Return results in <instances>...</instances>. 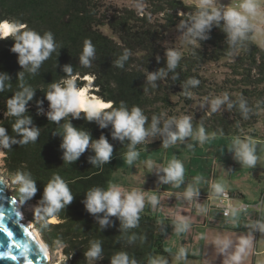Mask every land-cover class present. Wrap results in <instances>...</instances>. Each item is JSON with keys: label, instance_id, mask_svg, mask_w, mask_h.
<instances>
[{"label": "trees", "instance_id": "1", "mask_svg": "<svg viewBox=\"0 0 264 264\" xmlns=\"http://www.w3.org/2000/svg\"><path fill=\"white\" fill-rule=\"evenodd\" d=\"M140 8L132 6H105L101 0H0V22L18 21L43 35L50 31L59 45L57 52L43 62L35 75L25 72V82L36 89L29 102L27 115L33 124L40 128V136L35 143L13 145L10 149H1L6 173L13 177L16 171H29L36 180L37 193L30 200L38 202L44 186L54 174L60 175L68 184L74 199L64 210L54 217L55 221H37L42 240L50 250L60 249L64 255L61 264H110L111 256L119 251H127L138 264H148L150 256L174 255L165 249L163 234L165 225L153 216L151 205L145 203V213L140 214L136 228L122 232L120 221L111 217L113 225L100 229L98 220L89 214L82 201L86 192L93 187L107 188L112 183L113 168L118 159L127 152L128 141L121 143L111 136V126L101 129L94 121L74 119L77 128L90 132L93 139L105 135L113 145V156L109 163L92 166L88 162L94 152L86 150L75 163L62 160L60 148L62 137L54 135L62 132L61 123L48 121L44 114H38V100H44L43 108L48 110V101L44 99L51 82L61 81L65 74L62 66L71 64L73 75L78 77L77 85L87 84L85 76L94 77L93 93L104 101L113 102L119 107L123 101L130 110L133 106L141 108L150 126L153 115L164 118H180L188 115L192 118L194 130L203 126L207 135L253 138L257 132L260 113L264 110V49L252 39L238 42L235 52L229 56L227 34L220 26L213 25L208 38L198 40L197 46L186 43L180 52L182 58L174 72L157 80L152 87L146 79L148 72L166 68V50L163 40L170 28L177 27L182 20H189L194 14V3L184 0H138ZM107 27L112 35L102 31ZM180 30V29H179ZM181 31V30H180ZM91 40L95 47V59L91 67H83L79 57L85 40ZM11 38L0 40V72L11 76V87L0 92V126L15 136L11 125L15 117L7 114L6 101L19 90L17 73L22 71L17 62V54L10 51ZM129 58L120 68L115 61L125 52ZM60 52L59 56L58 53ZM224 64L226 75L214 80L203 73V65L227 58ZM175 76V79L173 77ZM189 78H196L200 84L190 87L191 97L183 94L182 86ZM98 89V91H97ZM227 93L233 101L241 96L252 111L245 119L238 106L228 110L226 105L212 113L210 107L194 108L196 100L210 101L216 96ZM111 110V109H108ZM161 127L163 123L161 122ZM136 145L138 152L162 143L157 135ZM190 139L185 138L184 141ZM17 186L12 192L19 200ZM21 201V200H20ZM102 215V214H100ZM135 235L134 242L129 237ZM102 241L103 257L89 261L84 253L89 242Z\"/></svg>", "mask_w": 264, "mask_h": 264}, {"label": "clouds", "instance_id": "2", "mask_svg": "<svg viewBox=\"0 0 264 264\" xmlns=\"http://www.w3.org/2000/svg\"><path fill=\"white\" fill-rule=\"evenodd\" d=\"M264 0H240L236 7L218 6V0H194L195 12L189 20H182L178 29L182 31L183 40L192 46H197L198 40L208 38V33L213 25L220 26L223 21V31L227 34L228 55L235 52L238 42L249 39L248 34L257 31V27L251 21L261 15V6ZM11 38L13 44L10 51L17 54V62L22 71L17 73L19 80V90L10 96L6 101L7 114L15 117L11 125L15 136H10L4 126H0V149H10L13 145H26L35 143L40 136V128L33 124L31 116L27 115L29 102L33 100L36 89L25 82V72L35 75L39 72L44 61L57 52L59 45L54 39L52 32L47 31L43 35L28 27L27 24L18 21L0 22V40ZM60 52L58 53L59 56ZM166 68H161L155 72H148L147 82L156 87V81L168 76L169 72H174L177 68L182 53L176 48L166 50ZM129 58V53L125 51L116 61L117 67L123 68L125 61ZM95 59V47L91 40H85L82 53L79 57L83 67H91L92 60ZM65 74L59 82H51L44 99L48 101V110L43 108L44 100H38V114H44L48 121L60 124L62 120L69 118L62 125V132L54 135L62 137L60 148L63 150L62 160L65 163H75L79 157L91 149L94 156L88 158L92 166H100L109 163L113 156V145L105 135L93 139L90 132L77 128L72 120L83 119L88 122H95L101 129L111 126V136L115 140L123 143L127 140V152L124 158L127 164L132 165L139 157L136 145L149 142V138L161 136L162 145L168 148L178 141L183 142L185 138H192L203 144L210 137L205 133L203 126L198 130L193 129L192 118L188 115L180 118H164L153 115L150 126L145 127L148 117L145 116L141 108L133 106L130 110L121 101L119 107H113V102H105L93 94L94 77L85 76L87 84L83 87L77 85L78 77L73 75L71 64L62 66ZM175 79V76L173 77ZM11 76L7 72H0V92L10 88L8 83ZM200 81L196 78H189L182 86L185 96L191 97L190 87H196ZM98 91V89H97ZM207 106L212 113L221 110L226 105L228 110L233 107L239 108L242 116L247 119L252 109L247 101L241 96L233 101L227 93L216 96ZM111 109V110H108ZM161 122L163 126L161 127ZM192 147V145H189ZM234 153V158L242 166L253 168L256 166L258 156L256 154V142L250 138L242 139L236 136L229 148ZM147 167L154 168L153 162L148 161ZM163 184L171 183L174 187H179L184 179V165L181 161L172 159L165 167H155ZM202 180L201 176L195 177L196 183ZM12 183L17 186V192L21 202L32 200L38 189L36 180L31 172L18 170L12 177ZM213 192L217 195L224 194V185L216 183L212 185ZM199 189L189 185L184 197L192 200L199 196ZM74 199L67 182L58 174H54L49 182L44 186L43 194L34 208V215L39 220L49 222V219L57 217ZM148 203L155 207L158 203L155 195L147 198ZM86 211L93 215L103 230L113 225L111 217H116L120 221L122 232L138 227L140 213L145 207V195L142 191L133 189L122 191L120 187L109 184L108 187H93L86 192L82 201ZM205 211V209H199ZM21 211V210H20ZM247 211V206L238 204L229 205L224 212L225 216H231L235 220L241 212ZM22 212V211H21ZM23 213V212H22ZM102 214V215H100ZM189 223L184 218L175 221V231L177 234L184 233L189 228ZM30 227V226H29ZM253 232L264 233V220H257L249 225ZM30 229H32L30 227ZM135 235L129 237V243L134 242ZM90 246L84 253L89 261L99 260L103 257L102 241L99 239L89 242ZM216 246L221 252L228 251L233 244L231 239L215 240ZM251 247L250 238H241L235 252L230 255L231 264H240L242 257ZM176 264H185L187 260V250L181 247L175 254ZM110 264H138L134 257H130L127 251H119L111 256ZM148 264H169L164 256H150Z\"/></svg>", "mask_w": 264, "mask_h": 264}, {"label": "rangeland", "instance_id": "3", "mask_svg": "<svg viewBox=\"0 0 264 264\" xmlns=\"http://www.w3.org/2000/svg\"><path fill=\"white\" fill-rule=\"evenodd\" d=\"M188 3H194V0H184ZM101 2L105 6H132L136 8H140L138 0H101ZM240 0H218V6H232L236 7L239 4ZM257 27V31L253 32L252 39L253 41L264 49V4L261 6V15L256 19L251 21ZM102 31L108 35H112L111 31L105 26L101 28ZM165 46L168 48H176L179 51L183 50L186 46V42L183 40L182 31H180L177 27L170 28L166 32V37L163 40ZM229 57L222 58L215 62H207L203 65V73L210 78L220 81L227 72V68L224 65ZM94 94V93H93ZM96 95V94H94ZM97 96V95H96ZM98 97V96H97ZM207 102H203L202 100H196L193 104L194 108H205ZM257 132L261 133L264 131V110L261 111L258 125L256 126ZM210 137L209 140L205 141L203 144H200L198 141L190 138L186 141L180 142L178 141L174 145H170L168 148H164L162 143L149 147L143 151L139 152V157L133 162L132 165L127 164L124 156L119 158L117 163L113 168V178L112 183L121 188L122 191H131L133 189L140 190L145 195V203L148 202L147 198L149 196L155 195L157 197L158 203L155 207L151 204V211L153 216H158L159 218L163 219L161 222L166 224V218L171 217L174 219L173 216L177 215L180 217L184 216V213H188L191 215L193 209H198L197 206H194V202L184 197V195H178L177 192L184 191V182L187 179H194L197 176H201L202 180L207 183V181L211 179L210 167L208 168L207 164H211L212 159L217 158L216 163L219 165L218 168L221 172L217 175V181L221 182V184H229L231 183L230 179L239 178L240 181L243 183L240 185L241 189L244 191L245 196L253 197L257 195L256 199H259L258 196L263 194L264 190V135L262 137H253L251 138L253 141L256 142V154L258 156V161L255 167L249 168L247 166H242L239 161L234 158V153L229 151L231 146V142L234 138L224 137V136H217V135H208ZM149 140H153L149 138ZM221 144L227 145L224 148L225 151L228 153L227 156L219 155L222 153L220 151ZM192 145V147H189ZM224 151V153H226ZM4 153L0 149V175H2L5 179H7V190L8 192H14L15 185L12 183V177H10L4 168L3 162ZM204 159L206 161V167H202L199 164L200 159ZM172 159L179 160L184 165V179L183 183L179 187H174L171 183L163 184L160 182V176L163 173H158L155 167H165L167 166L168 162ZM152 161L154 168L149 169L147 167V162ZM235 165V166H234ZM223 166L225 167V171H223ZM255 173L258 177L260 176L261 179H255ZM249 174L253 175V180L249 179ZM208 179V180H207ZM206 184H203L205 186ZM230 185V184H229ZM234 185V184H232ZM200 186V185H198ZM257 186L259 190L255 189L254 187ZM195 187V186H193ZM261 187V188H259ZM199 193L200 195L196 198V204L200 203L201 201H205L209 197L214 198L213 195L209 194L206 196L205 190L203 191L200 187ZM206 193V194H204ZM250 198H245L246 201H249ZM211 203H215L214 206L216 207V200L211 199L209 200ZM38 202H21L17 203V209H21L24 215V218L32 223L33 228L37 231L40 238L41 234L37 227L38 218L34 215V208L37 206ZM206 208L209 206L206 201ZM217 208V207H216ZM218 209V208H217ZM219 210V209H218ZM195 212V211H194ZM221 212V211H220ZM145 213V209L140 213ZM197 213V212H196ZM222 213V212H221ZM23 218V219H24ZM157 218V217H156ZM25 220V221H26ZM55 218H50L49 221H55ZM160 222V223H161ZM171 226L175 225V223L170 222ZM167 224L165 225V227ZM165 228L164 233L169 235V240L165 238L167 241L168 248L174 247L175 249H180L181 247L185 248L187 251L191 252H198L199 249H202L203 246V255L204 260H192L190 259L188 262L189 264H211L212 262V253L210 247L206 246V243L213 242L215 244V240L217 238L223 237L227 239H231L236 241V245L239 244L240 241V233L234 234V236H230L226 233L225 236H222L216 229L212 232L209 231L204 236L201 234V231L195 228V226H189L188 230L182 234V238L177 240L176 238L177 233L174 228L172 227ZM218 233V234H217ZM224 234V233H222ZM199 239H202L201 242ZM44 242V241H43ZM200 242V243H199ZM199 246H198V244ZM45 244V242H44ZM46 245V244H45ZM47 246V245H46ZM217 247V246H216ZM213 248V247H212ZM50 255L49 262H55L56 264H61V260L64 259V255L60 249L50 250L47 247ZM234 243L232 247L229 249V252H221L219 248L217 250H213V254L215 255V260L218 257L220 264H224L226 257H229L231 254L235 252ZM255 249V248H254ZM255 253H247L244 257H249L252 259L255 257ZM166 257L168 260L170 259L172 264H176L175 258L173 255H160ZM258 257L257 260H259ZM218 260H216V264H218ZM206 261V262H205ZM257 264H259L257 262Z\"/></svg>", "mask_w": 264, "mask_h": 264}, {"label": "crops", "instance_id": "4", "mask_svg": "<svg viewBox=\"0 0 264 264\" xmlns=\"http://www.w3.org/2000/svg\"><path fill=\"white\" fill-rule=\"evenodd\" d=\"M260 136L258 137H262L264 135V131L259 133ZM227 137V136H224ZM231 138H235V137H230ZM243 139V138H242ZM251 139V138H250ZM227 145L225 144H221V148L220 151H222V153H219V155H224L227 156L228 153L225 151ZM224 151L226 153H224ZM217 158L214 157V159H212L211 164H207L208 168L210 167V173H211V179L210 181L208 180L207 183L205 181H200L199 183H196L195 178L194 179H187L184 182V191L181 192H177L178 195H183V193L185 192L186 188L189 185L195 186V188H201L203 191L205 190L204 193L206 194V196H208L209 194L213 195V197H211L209 199V197H206L207 199L205 201H201L199 204H196V198H194L193 202H194V206H197L198 209H193V212H191V215L188 213H184L183 217L174 215L173 218L171 219V217H167L166 220V228H169L171 225L169 224L170 222L175 223V221L178 218H184L188 221L190 226H195L196 229H198L199 231H204V236L206 233H208L209 231H213L214 229H216L218 231V233H220L222 236H225L226 233H228L230 236H234V234L236 233H240V238H250L251 239V247L247 250V253H255V257H253L252 259H250L249 257H242L240 264H257V262L259 264H264V233H260V232H253L252 229L249 227V225H251L252 223L256 222L257 220H264V190H263V194H261L260 196H258L259 199L257 198V195H254L253 197H247L245 196L244 191L241 189L240 185L243 183V181H240L239 178L236 179H230L231 183L229 184H222L224 185V189L228 190L235 198V202H244L248 205H250L247 208V211L245 212H241L239 214V216L233 220V218L231 216H224L220 210H218L214 204L215 203H211V199H215V193L212 190V185L216 184V183H220L217 181V175L221 172V170L218 168V164L216 163ZM199 164L202 165V167H206V161L204 159H200ZM235 166V165H234ZM250 168V167H249ZM223 171H225V167L223 166ZM254 174V178L256 179H261V177L257 176L255 173ZM249 179L253 180V175L249 174L248 176ZM203 184H206L205 186L202 187ZM234 184V185H232ZM173 185V184H172ZM200 185V186H198ZM261 188V187H259ZM258 189L257 186L254 187V190ZM200 195V194H199ZM201 196V195H200ZM245 198H250L249 201H246ZM206 201L208 203V207L206 208ZM259 201L261 202L260 205V211L256 210V208L254 207L256 204L259 203ZM199 209H205V211H200ZM195 211V212H194ZM197 212V213H196ZM158 221L161 222L163 219L159 218L158 216H156ZM162 223V222H161ZM164 224V223H163ZM165 224V225H166ZM172 228L175 229V225L171 226ZM217 233V234H218ZM224 233V234H222ZM177 240L182 238V234H177ZM169 235L167 234H163V238H164V242H165V249L167 251L176 253L179 249H175L174 247L168 248L167 246V241L169 240ZM165 238L167 239V241L165 240ZM220 239H225L223 237H220ZM202 239H199V241L201 242ZM233 241V240H232ZM199 242V243H200ZM234 243V247L236 248L238 245H236V241H233ZM198 244V243H197ZM199 246V244H198ZM207 247H210V251L212 253V262L211 264H216V260H218V257H216L217 259L215 260V255L213 254V250H217L218 247H216V245H213V242H208L206 243ZM213 247V248H212ZM204 248V246H203ZM203 248L199 249V253L198 252H191V251H187V260L185 262V264H189V260H200L203 261L204 260V255H203ZM255 248V249H254ZM229 252V250H228ZM174 256V255H173ZM259 258V260H257ZM169 264H172L171 260H168ZM206 262V261H205ZM218 264H220V261H217ZM224 264H231L230 262V256L226 257L225 261H223Z\"/></svg>", "mask_w": 264, "mask_h": 264}, {"label": "water", "instance_id": "5", "mask_svg": "<svg viewBox=\"0 0 264 264\" xmlns=\"http://www.w3.org/2000/svg\"><path fill=\"white\" fill-rule=\"evenodd\" d=\"M7 181L0 175V213L3 214L0 218V264H29L30 261L32 264H54L49 262L48 256L47 259L44 258V252L27 234L28 230L34 232L18 211V198L8 192ZM4 227L13 233L11 237L3 231ZM39 244L41 245L40 242Z\"/></svg>", "mask_w": 264, "mask_h": 264}, {"label": "built area", "instance_id": "6", "mask_svg": "<svg viewBox=\"0 0 264 264\" xmlns=\"http://www.w3.org/2000/svg\"><path fill=\"white\" fill-rule=\"evenodd\" d=\"M215 199H216V207L222 212L223 215L229 205L236 206L238 204H243V205H246L247 208L250 206L244 202L236 203L235 202L236 198L228 190H225V189H224L223 195L217 196L215 194ZM260 205H261V202L259 201V203L254 206L257 211L258 210L260 211Z\"/></svg>", "mask_w": 264, "mask_h": 264}, {"label": "snow or ice", "instance_id": "7", "mask_svg": "<svg viewBox=\"0 0 264 264\" xmlns=\"http://www.w3.org/2000/svg\"><path fill=\"white\" fill-rule=\"evenodd\" d=\"M13 202H15V201H13ZM17 214L19 215V213H17ZM2 216H3V214L0 213V218H2ZM3 231L6 232L9 237H11L13 235V233L7 227H4ZM27 234L37 243V245H38V247H40L41 251L44 252V258L47 259L46 250L43 249V245L39 244V241L37 240L35 234L32 233L30 230L27 231ZM13 259H15V257H13ZM29 264H32V262L30 261Z\"/></svg>", "mask_w": 264, "mask_h": 264}, {"label": "bare ground", "instance_id": "8", "mask_svg": "<svg viewBox=\"0 0 264 264\" xmlns=\"http://www.w3.org/2000/svg\"><path fill=\"white\" fill-rule=\"evenodd\" d=\"M99 98V97H98ZM101 99V98H100ZM104 101V100H103ZM106 102V101H105ZM18 202H19V199H18ZM19 210H21V209H19ZM22 211V210H21ZM23 214V213H22ZM22 216V218H24V215H21ZM24 220V222H26L27 223V225H29L32 229H33V232L35 233V236L38 238V240H39V242L41 243V245H43V248H44V250H46V253H47V256H48V259L50 260V255H49V251H48V249H47V246L44 244V242H43V240L40 238V236H39V234L37 233V231L33 228V226H32V223L30 222V221H28V220H26L25 218L23 219ZM26 220V221H25ZM54 264H56L55 262H54Z\"/></svg>", "mask_w": 264, "mask_h": 264}]
</instances>
